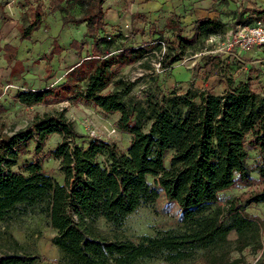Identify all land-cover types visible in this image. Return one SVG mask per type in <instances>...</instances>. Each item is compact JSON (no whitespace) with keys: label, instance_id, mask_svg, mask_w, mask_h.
<instances>
[{"label":"trees","instance_id":"1","mask_svg":"<svg viewBox=\"0 0 264 264\" xmlns=\"http://www.w3.org/2000/svg\"><path fill=\"white\" fill-rule=\"evenodd\" d=\"M25 1L28 16L16 24L20 41L31 40L45 17L43 0ZM105 2L49 0L52 12H64V24L85 23L86 36L92 39L91 49L82 55L86 39L73 40L70 48L77 51L79 60L68 67L59 82L42 89L19 90L15 98L26 106L80 100L107 114L119 113V129L131 136L128 148L99 136L91 137L87 146L78 144L76 140L84 135L63 111L37 113L25 128L2 132L0 222L21 207L44 206L56 231L52 243L62 253L65 264H139L144 258H162L174 264L192 259L199 252H203L204 264H235L216 250L228 242L232 231L239 235L258 231L256 218L243 210L251 203L264 202V94L254 88L251 78L235 86L232 79H227L219 95L208 90L172 92L154 106L147 117L150 127L145 130L123 101L131 87L118 73L155 46L114 49L123 34H106ZM76 6L83 9L81 16L70 12ZM253 13L264 17V9ZM166 26L172 32L173 43L160 59L162 68L172 67L202 39L225 31V23L219 18H202L196 22L192 36L187 37L176 13L168 17ZM18 51L12 43L0 44V52L15 78L25 71ZM63 51L54 38L42 57L47 62V76L52 71V60ZM53 134L63 136V141L48 153L60 162L62 183L45 171L39 159ZM33 137L34 160L15 169L19 153ZM251 150L261 156L255 168L259 187L244 193L240 202L232 201L225 217L212 213L222 193L255 181L248 165ZM149 176L158 177L167 198L181 207L180 225L159 230L154 236L143 235L138 241L119 235L109 238L97 231L94 224L101 218L114 229H121L129 216L148 202ZM240 242L242 248L248 245L244 238ZM40 259V254L3 253L0 264H34ZM258 264H264V259Z\"/></svg>","mask_w":264,"mask_h":264},{"label":"rangeland","instance_id":"2","mask_svg":"<svg viewBox=\"0 0 264 264\" xmlns=\"http://www.w3.org/2000/svg\"><path fill=\"white\" fill-rule=\"evenodd\" d=\"M34 1L31 0L32 3ZM220 1L228 4V9L223 10L224 33L204 38L195 47L188 48L182 59L172 67L162 68L160 65L162 55L173 43L172 32L165 27L162 19L147 28H139L140 39L131 38L130 31V36L117 38L113 45L117 51L121 47L155 46L141 60L118 73L131 87L130 92L123 96V101L143 123L145 130L150 127L147 117L151 115L154 106L172 92L185 94L189 90L198 93L208 90L211 94L219 95L224 92L227 79H232L235 86L240 81L251 78L254 88L264 94V46L255 44L243 47V43L250 38L246 26H256L261 20L264 27V17L252 13L253 9H264V0ZM43 2L45 17L39 32L34 34L31 40L20 41L16 24L26 20L28 4L25 0H0V44L12 43L18 46V58L23 60L25 65V71L20 78L13 77L11 66L3 58V52H0V134L25 128L37 113L63 111L74 122L77 131L84 135L76 140L78 144L87 146L91 137L99 136L114 140L122 149H127L131 136L119 129V113L107 114L92 103L80 100L49 101L33 106L23 105L16 100L15 95L19 90L42 89L59 82L68 67L79 60L77 51L70 48L73 40L86 39V48L82 55L90 51L92 46V39L86 36L85 23L64 24V12H52L49 0ZM70 12L81 16L83 9L76 6L70 8ZM161 18L165 16L161 15ZM43 25L46 28H43ZM186 33L189 35L188 30ZM106 34L114 36L112 32ZM54 38L64 51L52 60V71L47 76V62L42 57L51 48ZM35 141L33 137L26 142V147L17 157L15 169H22L25 164L34 160ZM62 141L63 136L51 135L39 154L45 171L61 183L64 176L60 162L48 153ZM260 160V154L251 150L248 165L255 181L248 186L238 184L222 193L220 200L212 207V213L225 217L232 201L240 202L239 198L244 193L259 187V174L255 168ZM148 180V202L132 213L121 229H114L103 218L95 222V229L109 238L119 235L138 241L143 235L154 236L159 230L178 227L182 218L181 207L176 201L167 198L158 177L149 176ZM43 209L44 206L41 205L21 207L6 221L0 222V255L26 252L41 255V259L34 264H65L62 253L52 243L56 231ZM243 212L256 218L258 231L243 235L232 231L228 242L217 249L216 253L223 254L235 264H258L264 259V202L251 203L245 206ZM242 238L248 241L244 248L241 247ZM17 243L22 245V248ZM204 261L203 252H199L192 259L174 264H204ZM139 264L172 263L162 258H144Z\"/></svg>","mask_w":264,"mask_h":264},{"label":"crops","instance_id":"3","mask_svg":"<svg viewBox=\"0 0 264 264\" xmlns=\"http://www.w3.org/2000/svg\"><path fill=\"white\" fill-rule=\"evenodd\" d=\"M105 8L107 11L106 33H122L124 36H130L128 33L130 31L131 38L140 39L139 28H147L161 19L167 28V19L173 13L181 17L183 35L191 37L199 19H224L223 10L228 9V4L220 0H106ZM161 15L165 18H161ZM253 15L255 14L253 13ZM126 23L129 24L128 28L125 27ZM43 28L46 26L43 25ZM186 30L189 31V35ZM190 33L192 34L190 35Z\"/></svg>","mask_w":264,"mask_h":264},{"label":"built area","instance_id":"4","mask_svg":"<svg viewBox=\"0 0 264 264\" xmlns=\"http://www.w3.org/2000/svg\"><path fill=\"white\" fill-rule=\"evenodd\" d=\"M125 27L128 28L129 24L126 23ZM250 32V38L243 43V47H250L255 44L263 45L264 46V27L262 25V21H258V25L252 27H245Z\"/></svg>","mask_w":264,"mask_h":264}]
</instances>
